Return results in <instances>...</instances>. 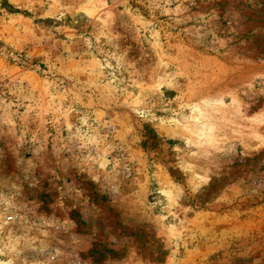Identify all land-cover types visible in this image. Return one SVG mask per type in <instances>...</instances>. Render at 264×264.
Instances as JSON below:
<instances>
[{
  "label": "rangeland",
  "instance_id": "rangeland-1",
  "mask_svg": "<svg viewBox=\"0 0 264 264\" xmlns=\"http://www.w3.org/2000/svg\"><path fill=\"white\" fill-rule=\"evenodd\" d=\"M0 264H264V0H0Z\"/></svg>",
  "mask_w": 264,
  "mask_h": 264
}]
</instances>
